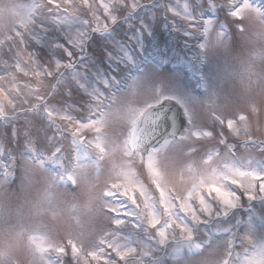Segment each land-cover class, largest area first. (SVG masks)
<instances>
[{
    "label": "snow or ice",
    "instance_id": "1",
    "mask_svg": "<svg viewBox=\"0 0 264 264\" xmlns=\"http://www.w3.org/2000/svg\"><path fill=\"white\" fill-rule=\"evenodd\" d=\"M245 13L264 20V0H27L0 26V183L30 162L75 185L65 143L99 149L100 110L140 85L152 93L125 140L143 178L129 168L105 186L107 223L91 237H33L37 264H207L219 248L216 264H251L235 250L264 240V139L229 141L249 118L239 104L200 118L187 103L215 95L213 40L242 33ZM180 146L198 169L161 167Z\"/></svg>",
    "mask_w": 264,
    "mask_h": 264
},
{
    "label": "rangeland",
    "instance_id": "2",
    "mask_svg": "<svg viewBox=\"0 0 264 264\" xmlns=\"http://www.w3.org/2000/svg\"><path fill=\"white\" fill-rule=\"evenodd\" d=\"M25 2L27 0H0V26H11L15 18L14 13ZM245 17L255 18L258 28L260 25H264V20H261L255 13H245ZM220 19L229 23L225 20L224 13L220 14ZM243 24L246 25L247 20L244 19ZM232 31L233 36L230 41L232 50L230 52L227 50L218 51L217 48L221 44L213 40L216 59L219 61V66L223 65L222 68H219L218 81L213 89L215 95L193 93L192 98L187 103L200 118L205 117L213 108L217 111L229 110L239 104L246 109L249 112V118L245 123L239 125V133L228 134L225 130L226 135H229L230 142L242 145L243 141L248 138L264 139V72L260 71L259 61L255 64L254 69L246 63H241V58L246 54L245 49L240 47L239 36L234 27ZM256 34L264 33L257 31ZM164 35L167 36L168 33L165 32ZM160 47H164V45L161 44ZM89 51L91 52V49ZM151 94L149 88L140 85L134 92L119 96L110 107L106 106L101 109V115L97 119L100 121L98 125L99 143L102 146L99 149L90 146L87 152L78 156L66 142L64 167L75 168L89 182L90 186H94L100 180L116 181L118 173L129 168L137 177L143 178L144 170L139 161L128 159L125 152V140L128 138L131 110L142 107L149 101ZM50 102L55 103L56 101L50 100ZM19 123L22 125L23 120ZM2 131L8 132L9 129L5 128ZM51 134L50 131L49 135ZM96 134L95 129L91 130L87 134L88 139L91 140ZM242 153L243 148L237 155ZM200 160L199 155L190 153L183 146L172 150L165 149L161 153V167H166L169 170L179 165L198 169ZM16 178L15 176L9 181L13 187ZM103 226L94 228L84 237H91ZM258 235L264 237V232H260ZM261 245H264V240H261L256 247L245 245L244 248H237L235 251L240 253L245 260H250L251 264H264V258L255 255L256 248ZM222 255V248L214 250L207 257V264H216Z\"/></svg>",
    "mask_w": 264,
    "mask_h": 264
},
{
    "label": "clouds",
    "instance_id": "3",
    "mask_svg": "<svg viewBox=\"0 0 264 264\" xmlns=\"http://www.w3.org/2000/svg\"><path fill=\"white\" fill-rule=\"evenodd\" d=\"M247 24L239 33L245 49L241 63L253 69L257 61L264 72V25L245 17ZM218 51H231L229 41ZM220 65L219 68H222ZM75 185L54 182V174L41 165L21 162L16 170L15 186L0 183V264H37L32 238L46 234L50 239L80 237L107 223L103 192L114 180H100L94 186L76 170Z\"/></svg>",
    "mask_w": 264,
    "mask_h": 264
}]
</instances>
